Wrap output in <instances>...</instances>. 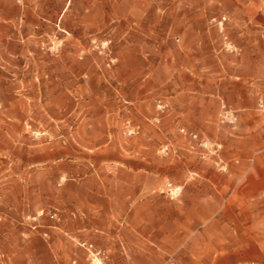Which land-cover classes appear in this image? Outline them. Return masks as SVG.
I'll return each mask as SVG.
<instances>
[{
    "label": "crops",
    "instance_id": "0c3cea01",
    "mask_svg": "<svg viewBox=\"0 0 264 264\" xmlns=\"http://www.w3.org/2000/svg\"><path fill=\"white\" fill-rule=\"evenodd\" d=\"M115 15L123 93L141 129L107 135L103 174L65 185L61 203L82 216L61 210L49 240L28 231L16 241L8 230L0 255L9 264H92L95 252L104 264H264V118L254 112L264 100V0H128ZM155 96L169 104L162 129L145 122ZM222 106L236 114L232 129L217 124ZM178 127L220 144V163L188 155Z\"/></svg>",
    "mask_w": 264,
    "mask_h": 264
},
{
    "label": "rangeland",
    "instance_id": "374dc122",
    "mask_svg": "<svg viewBox=\"0 0 264 264\" xmlns=\"http://www.w3.org/2000/svg\"><path fill=\"white\" fill-rule=\"evenodd\" d=\"M125 1L0 0V236L11 230L17 241L32 231L49 240L61 210L81 213L61 203L65 185L103 174L107 135L117 142L141 129L120 75L124 25L115 13ZM152 99L155 117L145 122L165 128L169 104ZM157 101L167 107L157 109ZM258 101L254 112L264 118ZM234 115V123L217 124L234 128ZM177 132L188 155L220 163V144ZM94 255L92 264H104L102 252Z\"/></svg>",
    "mask_w": 264,
    "mask_h": 264
},
{
    "label": "built area",
    "instance_id": "2783aa9c",
    "mask_svg": "<svg viewBox=\"0 0 264 264\" xmlns=\"http://www.w3.org/2000/svg\"><path fill=\"white\" fill-rule=\"evenodd\" d=\"M156 107L159 110H164L167 107V104L161 102V101H157L156 102ZM259 113L264 114V102L262 100L258 101L257 104V109H256ZM220 118V122L221 123H234L235 121V115L234 112H232L230 109L226 108L225 106L221 107V112L219 115ZM192 138H196L195 135H191ZM0 262L1 264H9L8 263V257L5 254H1L0 255ZM165 264H173V259L171 257H168L165 261Z\"/></svg>",
    "mask_w": 264,
    "mask_h": 264
}]
</instances>
